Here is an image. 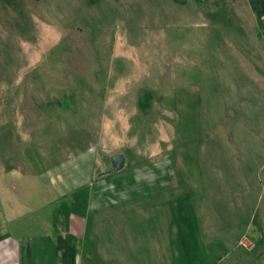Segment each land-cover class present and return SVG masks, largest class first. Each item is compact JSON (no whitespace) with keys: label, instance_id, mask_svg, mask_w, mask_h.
I'll return each mask as SVG.
<instances>
[{"label":"rangeland","instance_id":"374dc122","mask_svg":"<svg viewBox=\"0 0 264 264\" xmlns=\"http://www.w3.org/2000/svg\"><path fill=\"white\" fill-rule=\"evenodd\" d=\"M258 32L248 0H0L2 154L11 141L32 175L60 166L84 193L91 171L131 191L145 176L113 264H252L264 255ZM159 196L173 197L160 233L144 216Z\"/></svg>","mask_w":264,"mask_h":264},{"label":"crops","instance_id":"0c3cea01","mask_svg":"<svg viewBox=\"0 0 264 264\" xmlns=\"http://www.w3.org/2000/svg\"><path fill=\"white\" fill-rule=\"evenodd\" d=\"M48 115L52 117L53 114ZM69 115L68 118L72 119L76 113ZM5 141V138L0 140ZM11 143L9 141L8 152L3 153L4 156L0 146V264H113L112 248L116 247L118 250L115 251L120 255V248L129 243L124 239V231L130 225L126 217L130 206L127 205L146 194L140 193L141 188H146V177L138 175L135 182L139 187L141 183V188L131 191L125 184L115 185L121 182V178L111 176L109 170L99 174L91 171L90 189L84 193L81 177L69 173L66 181V173L60 170V166L48 175H32L11 152ZM93 159L95 162V157ZM103 182L105 187L97 191V184ZM164 188L154 187L149 193L171 191L172 185ZM168 197L159 196L156 200L159 206L144 213L149 219L154 214V229L157 225L158 233L162 225L171 221L173 214L170 208L173 197ZM103 199L104 205L101 202ZM64 201L70 206L69 213L65 216L62 210L55 223V213L59 209L46 206ZM162 202L169 209H163ZM102 223L105 228H102ZM112 229L117 232L115 235L118 234L116 241L110 236ZM260 262H264V255L258 256L252 264Z\"/></svg>","mask_w":264,"mask_h":264},{"label":"trees","instance_id":"16d2710c","mask_svg":"<svg viewBox=\"0 0 264 264\" xmlns=\"http://www.w3.org/2000/svg\"><path fill=\"white\" fill-rule=\"evenodd\" d=\"M252 12L255 15L257 26L259 29L258 37L264 36V0H248ZM70 206L68 202H62V207L55 213V223L57 222V217L62 210L65 212V216L69 213Z\"/></svg>","mask_w":264,"mask_h":264},{"label":"water","instance_id":"95a60500","mask_svg":"<svg viewBox=\"0 0 264 264\" xmlns=\"http://www.w3.org/2000/svg\"><path fill=\"white\" fill-rule=\"evenodd\" d=\"M111 162H112L113 169L115 171H119L125 166V163H126L125 156L121 153L114 154L111 157Z\"/></svg>","mask_w":264,"mask_h":264}]
</instances>
